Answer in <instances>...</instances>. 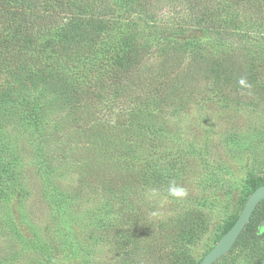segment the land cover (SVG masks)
Wrapping results in <instances>:
<instances>
[{
	"label": "trees",
	"instance_id": "trees-1",
	"mask_svg": "<svg viewBox=\"0 0 264 264\" xmlns=\"http://www.w3.org/2000/svg\"><path fill=\"white\" fill-rule=\"evenodd\" d=\"M225 46L253 52L251 65L264 60V0H0V225L1 213L21 211L31 194L19 131L82 146L68 155L91 181L81 182L82 194L123 193L129 158L140 181L147 175L135 147L160 146L158 118L208 98L210 89H196L201 81L227 79ZM66 162L37 164L49 198L68 201L75 192L52 177ZM263 185L248 181L242 210ZM194 226L189 240L205 230L204 221ZM262 235L264 201L231 252Z\"/></svg>",
	"mask_w": 264,
	"mask_h": 264
},
{
	"label": "rangeland",
	"instance_id": "rangeland-1",
	"mask_svg": "<svg viewBox=\"0 0 264 264\" xmlns=\"http://www.w3.org/2000/svg\"><path fill=\"white\" fill-rule=\"evenodd\" d=\"M225 48L227 79L201 81L196 89H210L208 98L198 97L202 102L192 100L184 109L178 106L175 116L165 112L158 118L160 146L135 147L147 175L140 181L137 163L129 158L123 193L89 188L82 194L81 182L91 181H82L79 163L69 158L73 151L79 156L82 146L19 131L15 148L31 194L21 211L1 213L0 264L202 261L221 239L226 222L242 213L248 181L264 180V60L256 57L251 65L253 52ZM248 73L255 79H247ZM241 79L250 87L242 86ZM71 141L77 142L78 135L73 133ZM44 158L54 166L68 161L52 175L60 186L73 187L68 201L46 195L37 171ZM173 183L187 195L170 196ZM202 220L205 230L189 240L188 232ZM217 264H264V235L250 237Z\"/></svg>",
	"mask_w": 264,
	"mask_h": 264
},
{
	"label": "water",
	"instance_id": "water-1",
	"mask_svg": "<svg viewBox=\"0 0 264 264\" xmlns=\"http://www.w3.org/2000/svg\"><path fill=\"white\" fill-rule=\"evenodd\" d=\"M264 201V185L257 188L248 198L247 203L233 227L219 240L216 246L202 259L200 264H216L234 248L239 237L250 223L254 212Z\"/></svg>",
	"mask_w": 264,
	"mask_h": 264
},
{
	"label": "clouds",
	"instance_id": "clouds-1",
	"mask_svg": "<svg viewBox=\"0 0 264 264\" xmlns=\"http://www.w3.org/2000/svg\"><path fill=\"white\" fill-rule=\"evenodd\" d=\"M239 83L242 86L250 87V85H247L243 79H241ZM168 193L170 196H174L177 198L185 197L187 195L186 190L183 187L177 186L175 183L169 186Z\"/></svg>",
	"mask_w": 264,
	"mask_h": 264
}]
</instances>
